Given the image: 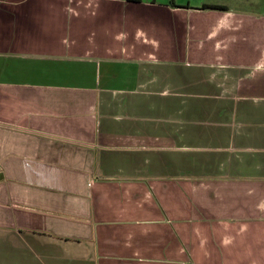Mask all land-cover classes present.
I'll return each mask as SVG.
<instances>
[{"label":"crops","instance_id":"0c3cea01","mask_svg":"<svg viewBox=\"0 0 264 264\" xmlns=\"http://www.w3.org/2000/svg\"><path fill=\"white\" fill-rule=\"evenodd\" d=\"M0 264H264V0H0Z\"/></svg>","mask_w":264,"mask_h":264},{"label":"trees","instance_id":"16d2710c","mask_svg":"<svg viewBox=\"0 0 264 264\" xmlns=\"http://www.w3.org/2000/svg\"><path fill=\"white\" fill-rule=\"evenodd\" d=\"M203 9L224 10L223 7H219V6H205V7H203Z\"/></svg>","mask_w":264,"mask_h":264}]
</instances>
